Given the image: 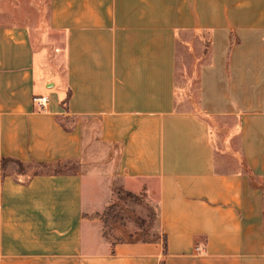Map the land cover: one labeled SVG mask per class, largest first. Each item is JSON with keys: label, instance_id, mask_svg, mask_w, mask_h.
<instances>
[{"label": "crops", "instance_id": "1", "mask_svg": "<svg viewBox=\"0 0 264 264\" xmlns=\"http://www.w3.org/2000/svg\"><path fill=\"white\" fill-rule=\"evenodd\" d=\"M27 6L0 0V163L86 167L0 173V264H264V0H48L41 33ZM114 187L153 205L157 236L105 238Z\"/></svg>", "mask_w": 264, "mask_h": 264}, {"label": "rangeland", "instance_id": "2", "mask_svg": "<svg viewBox=\"0 0 264 264\" xmlns=\"http://www.w3.org/2000/svg\"><path fill=\"white\" fill-rule=\"evenodd\" d=\"M27 2V9L24 11L27 14L31 27L36 28L39 33L44 29L47 22V9L48 0H24ZM34 29V41H40L37 38V30ZM202 59L197 56L192 49L186 56H180L177 62V77H176V91L178 108L189 109L193 106L195 101V94L197 89V72ZM219 127L212 125L211 133L215 143L217 144V164L221 169H234L236 168L235 157L227 151L221 152L223 148L222 139L223 135L227 133L228 124L227 120H223ZM231 124V121H229ZM232 149V146H230ZM237 152V146L234 147ZM92 149V150H91ZM224 149H228L224 146ZM91 150L90 157L97 161L105 156L106 147L95 143L89 149ZM65 165V164H63ZM61 165L62 169L84 170V167L78 168L77 166L69 163L66 166ZM50 171L52 168L26 165L19 167L14 162H5L0 166V173L8 172L17 175L22 172L26 175L31 174L34 170ZM115 194L110 196L114 206L111 209V216L104 227V232L109 240H149L157 236L154 230V207L143 196L127 197L121 190L114 187ZM110 204V205H111Z\"/></svg>", "mask_w": 264, "mask_h": 264}, {"label": "trees", "instance_id": "3", "mask_svg": "<svg viewBox=\"0 0 264 264\" xmlns=\"http://www.w3.org/2000/svg\"><path fill=\"white\" fill-rule=\"evenodd\" d=\"M206 48H205V52H206ZM74 123V119L71 118L70 116H64L61 118V124L66 128H69L70 126H72ZM5 162H14L16 163L19 167H23V166H26V165H34V166H41V167H49V168H52V171L55 172V173H59V172H62L64 170H70V169H62L60 166L63 165V166H66V164H69V163H57V164H53V165H46V164H39V163H31V164H24L20 161H17V160H10V159H2L1 160V163H0V166L5 163ZM37 172H39L37 169L34 170L32 173L36 174ZM22 173V172H20ZM31 173V174H32ZM25 174V173H23ZM30 175V174H29ZM117 189V188H116ZM126 193L125 195L129 198H133V196H137V195H133V194H130V193H127V192H124ZM113 204L109 205L104 211L103 213L101 214H96L95 217L99 218L103 224V235L105 236L106 239H108L105 235V232H104V227L106 226L107 222H108V218L109 216H111L110 212H111V209L113 208ZM109 240V239H108ZM148 240V239H147ZM164 246H165V242L163 243ZM162 264V263H161Z\"/></svg>", "mask_w": 264, "mask_h": 264}, {"label": "built area", "instance_id": "4", "mask_svg": "<svg viewBox=\"0 0 264 264\" xmlns=\"http://www.w3.org/2000/svg\"><path fill=\"white\" fill-rule=\"evenodd\" d=\"M33 103L35 106L38 108L42 109L46 106L47 103V97L46 96H41V95H35L32 98Z\"/></svg>", "mask_w": 264, "mask_h": 264}]
</instances>
